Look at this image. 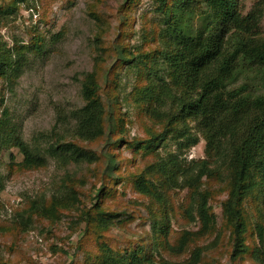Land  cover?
<instances>
[{"label": "trees", "instance_id": "1", "mask_svg": "<svg viewBox=\"0 0 264 264\" xmlns=\"http://www.w3.org/2000/svg\"><path fill=\"white\" fill-rule=\"evenodd\" d=\"M97 1L90 12L98 29L94 34L96 55L80 87L90 132L81 138L89 142L103 139L104 145L97 150L65 141L50 144L45 152L62 164L94 163L100 168V186L89 191L91 202L87 205L79 187L84 181L67 173L61 180L66 188L63 192L48 199L28 200L8 229L16 227L22 232L42 219L56 223L66 211L74 210L76 219L85 223V231L98 241L97 254L88 253L83 264H154L144 241L120 249L100 239L112 227H123L134 217L128 210L130 205H142L151 219L148 243L166 241L169 221L155 216L150 205L156 204L164 217L173 190L186 189L183 214L189 221L197 220L198 229L181 231L177 250L183 251L195 238L214 229L211 192L201 187L205 179L220 180L225 174L228 192L222 201V215L232 232L230 256L234 259L248 252V217L243 201L254 195L264 204V37L257 31L263 6L242 15L237 0H154L163 45L134 52L122 41L121 32L105 45L104 13L94 10ZM137 1L122 4V26L130 18L126 8ZM19 2L28 0H1L0 11L14 12ZM42 39L35 34L31 44L16 42L12 47L0 40V79H16L26 51H42ZM122 67L134 69L136 77L133 90L125 97L160 123L158 131L148 129L146 136L132 139L124 136L125 113L119 112L117 90ZM102 79L112 89L107 91L106 100L100 94ZM5 115L0 119V147L18 149L22 159L17 167L21 170L44 166L45 156L19 136ZM190 122L205 141L206 157L184 163L178 152L165 150L161 156L159 149L166 147L167 140H175L179 149L198 142ZM123 146L132 153L125 158L127 165H134L139 158V165L132 170H121L123 160L117 150ZM122 180L127 181L122 188L130 185L141 199L130 201L129 206L126 203L122 209L106 208L103 199L116 197V184ZM3 182L0 174V191ZM255 229L258 243L254 242L250 256L264 264V222L257 221ZM202 251L201 246L193 248L186 264L199 263Z\"/></svg>", "mask_w": 264, "mask_h": 264}, {"label": "rangeland", "instance_id": "2", "mask_svg": "<svg viewBox=\"0 0 264 264\" xmlns=\"http://www.w3.org/2000/svg\"><path fill=\"white\" fill-rule=\"evenodd\" d=\"M95 0H28L19 2L14 12L0 11V40L8 47L14 43L27 45L33 42L35 34H40L42 51H26V58L19 76L13 81L0 79V119L6 115L10 124H14L19 136L31 147L39 149L45 156L46 164L32 169H19L17 162L22 154L14 146L0 147V174L4 179L0 191V264H83L85 256L97 254L98 244L93 234L86 232L84 222L76 219L74 210L66 211L56 223L48 220L34 221L25 231L9 230L16 213L23 209L28 200L48 199L51 195L63 192L62 178L67 173L81 178L84 203L90 205L89 191L100 186V168L94 163L62 164L45 152L53 143L74 141L92 149L100 150L104 140L89 142L81 137L89 134L88 114L84 110L81 97V81L86 72L94 65L96 55L94 34L95 18L90 14ZM242 15L256 6H263V13L257 31L264 37V0H237ZM1 3V0H0ZM125 0H99L94 10L104 13L102 27L105 45L118 33L122 41L132 50H150L163 45L159 33V15L155 11L154 0H138L135 5L126 8L130 18L122 26V13ZM158 30V31H157ZM146 36V37H145ZM110 56L108 57V60ZM134 69L120 68L118 106L125 113V134L128 139L144 137L148 129L158 131L160 123L152 120L144 109L138 108L127 99L134 88L136 77ZM259 87V86H258ZM264 90V85H261ZM111 87L101 80L100 94L106 100ZM190 122V131L197 134L196 144L178 148L175 140H167V145L159 149L160 155L166 151L178 152L184 163L206 157L205 141ZM104 138V137H103ZM122 169L131 170L139 165L126 164L125 158L131 156L130 150L121 147ZM127 181L117 183L116 197L108 196L102 204L109 209H122L130 201L141 198L131 190L130 185L122 188ZM202 189L211 192L209 203L215 214L214 229L204 236L195 238L183 251L177 250L179 234L182 230L198 229L197 220L189 221L183 214L187 204L186 189H175L164 217L160 208L151 204V212L159 218L169 221L170 229L166 241L152 245L151 219L142 205H130L134 217L123 227H112L104 233L103 239L116 248L144 241L152 253L154 264H186L190 252L196 246L203 248L201 260L197 264H259L250 252L258 243L255 225L264 222V204L261 199L251 195L244 199L243 206L248 217V232L245 243L249 251L231 259L232 232L225 225L222 215V201L227 197L228 187L225 174L220 180L205 179ZM124 190V194L120 192ZM145 201V200H144ZM146 202V201H145ZM84 232L86 234H84ZM173 247V250H170ZM93 257V256H92Z\"/></svg>", "mask_w": 264, "mask_h": 264}]
</instances>
